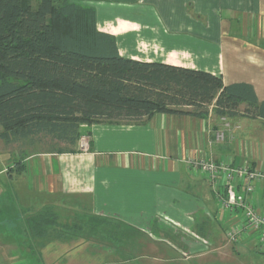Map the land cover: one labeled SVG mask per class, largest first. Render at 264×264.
I'll return each mask as SVG.
<instances>
[{"label": "crops", "instance_id": "crops-1", "mask_svg": "<svg viewBox=\"0 0 264 264\" xmlns=\"http://www.w3.org/2000/svg\"><path fill=\"white\" fill-rule=\"evenodd\" d=\"M107 2L87 5L99 31L116 38L120 56L209 72L226 86L248 84L264 103V0ZM78 131L72 152L37 151L23 160L0 139V264H191L156 236L155 219L172 223L164 227L168 238L205 226L211 234L217 225L226 234L231 220L209 177L189 160L264 172L261 119L157 114L141 124H81ZM254 198L264 211V182ZM42 215L56 222L36 226ZM201 242L186 247L201 253ZM232 249L236 255H222L232 264H264V243L255 237Z\"/></svg>", "mask_w": 264, "mask_h": 264}, {"label": "trees", "instance_id": "trees-1", "mask_svg": "<svg viewBox=\"0 0 264 264\" xmlns=\"http://www.w3.org/2000/svg\"><path fill=\"white\" fill-rule=\"evenodd\" d=\"M88 1L109 0H0V139L20 160L72 152L81 124L211 112L264 121V103L248 84L226 86L209 72L120 56ZM35 222L46 228L56 219Z\"/></svg>", "mask_w": 264, "mask_h": 264}, {"label": "built area", "instance_id": "built-area-1", "mask_svg": "<svg viewBox=\"0 0 264 264\" xmlns=\"http://www.w3.org/2000/svg\"><path fill=\"white\" fill-rule=\"evenodd\" d=\"M217 137L222 141L224 133L219 132ZM88 146L87 138H82L81 148L87 151ZM188 163L194 171L209 177L221 210L231 220L226 231L229 240L237 245L254 236L264 243V211L254 198L256 185L264 182V172L255 171L247 164L234 168L203 158L192 159ZM239 186L244 188L243 193Z\"/></svg>", "mask_w": 264, "mask_h": 264}, {"label": "rangeland", "instance_id": "rangeland-1", "mask_svg": "<svg viewBox=\"0 0 264 264\" xmlns=\"http://www.w3.org/2000/svg\"><path fill=\"white\" fill-rule=\"evenodd\" d=\"M37 1L38 0H33L34 6H36ZM89 2H84V4H88ZM104 3H108V2L106 1ZM147 5H149V3H147L146 6ZM114 11H115L114 15L120 12V10H116V9ZM124 12L126 13V10H124ZM131 13L132 12L127 11L126 14H130L132 16ZM104 17L105 16L103 15L102 19ZM154 224L156 225L158 224V226L161 228V232L159 233L154 232V233L156 234V236H159L160 238L162 237L164 240L168 242L167 243L168 245L173 247L174 256H175V259L177 260L184 261V258H187L190 256L191 259H189L188 262H190L191 264H227L228 262H229L228 264H232L230 258H229L230 261L228 259H223L222 255L226 251H229L236 255V253H234L233 251L234 249H232L234 244L229 240V238L223 231V228H221V227H224V225H221V226L217 225L216 229L215 230L213 229L211 231V234L203 232L205 231V229L208 228V227L206 228V226H205V229L203 227H200L198 229L194 228L191 231H182V229H177L174 235L173 236L170 235V237L168 238L166 236L169 235V232L165 231L164 227H170L172 223H170L169 221L165 219H155ZM228 227L229 226H227V228ZM196 234L197 235L199 234L200 236L198 237V239L196 237L197 236ZM189 241H193V242L202 241L200 243V247L202 248L201 253L190 252V249L186 247L187 242ZM127 257L137 258L133 254H128ZM142 262H144V260H142ZM178 264H183V263H178Z\"/></svg>", "mask_w": 264, "mask_h": 264}]
</instances>
